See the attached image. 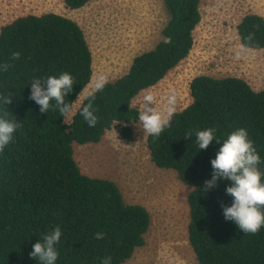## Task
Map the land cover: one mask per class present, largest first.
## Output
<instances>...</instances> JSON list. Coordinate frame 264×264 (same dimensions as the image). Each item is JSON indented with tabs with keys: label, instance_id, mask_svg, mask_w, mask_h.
I'll return each instance as SVG.
<instances>
[{
	"label": "trees",
	"instance_id": "16d2710c",
	"mask_svg": "<svg viewBox=\"0 0 264 264\" xmlns=\"http://www.w3.org/2000/svg\"><path fill=\"white\" fill-rule=\"evenodd\" d=\"M62 1L68 9H78L90 0ZM200 2L164 0L168 20L163 39L136 55L126 73L95 93V127L80 115L87 95L68 124L58 110L41 114L29 99L34 78L70 73L75 83L65 102L71 105L87 86L92 54L79 24L49 11L18 16L0 27V64L12 65L0 71V116L7 112L8 120L23 125L0 152V264H40L29 253L56 226L62 233L55 246L56 264H101L105 257H111V264H123L144 245L150 225L147 209L125 202L115 182L82 173L73 143H97L114 124H122L121 135L130 137L128 124L139 119L133 98L188 56L201 20ZM236 30L244 47L264 48L263 16L245 14ZM13 52L21 53L19 60H9ZM9 93L12 103L5 105L3 97ZM189 95L190 103L173 114L171 126L159 137L148 135L147 145L157 167L174 170L191 187L188 237L197 264H264V227L245 234L224 218L221 205L233 202L225 191L231 182L220 179L214 188L204 189L213 172L210 161L221 144L214 140L200 150L195 131L186 137L190 130L214 128L216 139L223 142L232 131L246 129L261 157L264 183V87L255 90L241 78L202 74L190 81ZM98 232L104 233L103 239L95 238Z\"/></svg>",
	"mask_w": 264,
	"mask_h": 264
},
{
	"label": "rangeland",
	"instance_id": "374dc122",
	"mask_svg": "<svg viewBox=\"0 0 264 264\" xmlns=\"http://www.w3.org/2000/svg\"><path fill=\"white\" fill-rule=\"evenodd\" d=\"M199 10L188 56L140 91L132 100L134 108L139 110L144 95L152 93L156 103L150 106L164 111L166 97L174 91L175 112L180 111L191 101L190 81L202 74L241 78L255 90L264 87V48L244 47L236 30L245 14L264 17V0H201ZM49 11L76 21L92 54L91 79L72 103L68 123L95 76L103 73L112 81L126 73L136 55L163 39L168 20L164 0H90L78 9H68L62 0H0V27L18 16ZM121 126L114 124L97 143H73V156L82 173L115 182L125 202L140 204L150 214L144 245L123 264H197L188 237L191 187L174 170L152 162L139 119L128 124L129 138L121 135Z\"/></svg>",
	"mask_w": 264,
	"mask_h": 264
},
{
	"label": "clouds",
	"instance_id": "9594fccd",
	"mask_svg": "<svg viewBox=\"0 0 264 264\" xmlns=\"http://www.w3.org/2000/svg\"><path fill=\"white\" fill-rule=\"evenodd\" d=\"M248 38H252L251 34ZM20 57V52H13L9 60H19ZM10 67H12L10 63L0 64V71L7 72ZM107 82V75L98 73L92 90L87 93L89 102L82 107L80 115L89 127H95L98 122L92 103L95 100V93L103 91ZM74 83L72 75L68 72H62L59 76H49L47 79L34 78L30 83L29 99L39 105L41 114L48 113L50 108L58 110L68 124L72 105L65 102V97L73 90ZM10 97L11 93L3 97L5 105L12 103ZM52 101H55L54 106ZM155 103L156 97L152 93L144 95L139 104L138 117L144 134L159 137L171 126L170 121L176 110V93L172 91L167 95V107L164 111L150 106ZM6 117L7 112L0 116V152L12 142L14 132L23 126L22 122L10 121ZM193 131L200 150L207 149L214 140L221 144L216 157L210 161L213 172L211 179L204 182V189L214 188L220 179L230 181V186L226 187L225 191L233 198V202L231 206L221 205L224 218L235 222L245 234H256L264 227V211H261L264 207V183L261 182L262 173L258 168L261 157L248 138L247 130L239 128L232 131L223 142L216 139L214 128L190 130L186 137H191ZM61 235L59 226L45 234L42 242L39 240L33 245V250L29 253L30 258L38 259L40 264H56L59 254L55 246L59 243ZM95 238L103 239L104 233H96ZM101 264H111V257L103 258Z\"/></svg>",
	"mask_w": 264,
	"mask_h": 264
}]
</instances>
